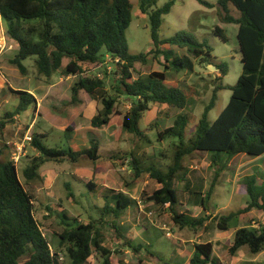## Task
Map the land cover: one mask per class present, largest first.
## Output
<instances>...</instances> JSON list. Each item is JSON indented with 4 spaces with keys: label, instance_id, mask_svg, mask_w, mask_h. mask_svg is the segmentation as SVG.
Masks as SVG:
<instances>
[{
    "label": "trees",
    "instance_id": "obj_1",
    "mask_svg": "<svg viewBox=\"0 0 264 264\" xmlns=\"http://www.w3.org/2000/svg\"><path fill=\"white\" fill-rule=\"evenodd\" d=\"M199 1L212 7L203 0ZM139 2L141 12L149 16L152 49L133 55L126 37L133 20L131 0H0V18L7 23L8 33L19 47L12 63L25 73L23 62L35 58L37 71L42 77L52 79L55 74L78 77V82L72 87L70 105L79 106V95L84 92L102 107L91 120L94 129L108 126L114 116L121 117L123 129L138 139L142 134L140 122L152 105H166L180 111L187 107L185 92L167 85L168 72H194L195 60L211 57L212 54L211 48L187 33L161 40L159 32L163 19L170 13L174 0L161 8H157L158 0ZM220 5L224 10L229 5L233 6L240 14L238 19L230 15L225 18L227 23L239 27L237 39L243 65L227 107L210 125L208 114L214 108V96L199 121L193 139L187 140L190 115L185 111L178 115L173 126L159 133L161 138L173 136L179 140L167 173L153 166L144 167V162L136 154H130L133 184L144 174L157 181L161 188L149 197V201L153 206H168L174 222L181 229H198L212 219L209 215L191 220L176 211L179 195L175 184L180 179L185 181V160L189 155H211L213 162H217L222 153L229 158L242 154L264 156V0H220ZM214 33L227 42L221 28H216ZM163 46L171 49L166 53L164 70L142 76L136 66H146L150 56H153V61H158L164 53ZM173 48L186 49L187 55H178ZM216 67L222 76L227 75L226 66ZM97 68L105 69L102 77L101 74L83 77ZM108 71H113L111 89L107 82L110 76ZM135 74L139 77L136 78ZM219 89L215 90V94ZM16 93L20 96V103L14 112H8L4 117L12 123L15 116L25 112L32 104L37 110L36 99L30 92ZM121 99L129 101L131 105L125 113L117 110ZM7 123L2 120L0 128L4 129ZM69 130L73 128L69 127ZM31 146L37 156L31 159L23 172L26 181L38 179L40 168L48 162H78L85 157L96 163L101 161L100 143L96 139L91 141V147L73 151L46 147L34 135ZM113 156L114 159L121 157L122 161H127L126 155ZM244 185L249 197L247 207L237 213L214 217L218 229L227 231L235 217L253 209L264 214V186L260 189L254 176L246 177ZM88 186L93 190L97 187L92 181ZM186 189L190 190L189 184ZM213 191L212 186L206 199L201 194L193 193V196L207 210ZM103 199L105 205L98 220L93 219L88 223L75 220L78 225L70 228V224L66 223L68 218L61 216L64 231L58 235L59 244L53 249L36 219L35 199L23 185L15 162L0 158V264H88L94 255L102 258V264H112L113 253L104 246L103 230L107 226L117 231L118 237L125 243L124 247L137 255L141 254L144 246H135L127 240L120 226V219L132 205V200L116 190H110ZM244 247L255 255L264 252V224L259 228L238 229L228 252L236 256ZM195 249L189 264H220L213 256L212 243L197 244ZM145 251L149 258L156 259L147 249ZM62 253H65L68 263L61 260ZM155 264H162V261L158 259Z\"/></svg>",
    "mask_w": 264,
    "mask_h": 264
},
{
    "label": "rangeland",
    "instance_id": "obj_2",
    "mask_svg": "<svg viewBox=\"0 0 264 264\" xmlns=\"http://www.w3.org/2000/svg\"><path fill=\"white\" fill-rule=\"evenodd\" d=\"M169 1L158 0L157 8ZM203 1L212 7L199 0H174L175 4L170 13L164 16L159 32L161 40L187 33L212 49L211 57L195 60L194 72H168L167 85L179 88L186 94L187 107L184 111L190 115L187 140L195 137L199 121L214 96L215 105L208 114L209 124L218 119L230 102L232 88L237 85L243 70L237 39L239 27L225 21L227 15L238 19L240 14L230 5L224 10L220 0ZM131 2L133 20L126 31V37L130 53L137 55L152 49L150 20L148 14L141 12L139 0ZM218 27L224 31L227 42H223L214 33ZM18 49V44L8 33L7 23L0 18V122H8L4 129L0 128V150H3L0 158L15 161L16 155L22 153L16 164L18 173L23 185L35 199L36 219L53 249L59 244L58 235L64 231L61 216L68 218L66 223L70 224V228L78 225L75 220L79 223L98 220L102 216L101 208L105 205L103 197L110 190H116L132 200V205L120 219V226L125 232L123 234L135 246L143 245L156 259L149 258L145 250L137 255L124 247L125 243L118 237L117 231L107 226L103 230L104 246L113 253L112 264H155L158 259L162 264H189L195 254V246L202 243L213 244V256L220 264H264V252L255 255L247 247L236 256L228 252L238 229L259 228L264 224L261 211L253 209L235 217L227 231L218 229L217 222L213 220L214 217L237 213L247 207L249 197L244 185L246 177L254 176L258 187L261 189L264 186V156L242 154L229 158L222 153L217 162H213L211 155H189L185 160V181L180 179L175 184L179 195L176 211L191 220L209 215L212 219L198 229H181L174 222L168 206L158 207L150 203L149 197L161 188L157 181L149 174H144L133 184L130 154H136L144 162V167L153 166L167 173L179 140L173 136L161 138L159 133L173 126L175 119L184 111L166 105H152L140 122L142 134L138 139L123 129L121 117L114 116L108 126L94 129L91 120L102 108L101 105L92 101L84 92L80 93L84 101L82 106L70 105L72 87L79 78L64 77L62 74H55L52 79L42 77L37 71L35 58L23 62L26 72L22 73L12 63ZM163 49L164 53L158 61H153V56H150L146 66H136L142 76L147 77L153 72L164 70L165 56L171 49L164 46ZM172 50L178 55H187L186 49ZM218 65L226 66V76H222L219 70L210 69V66ZM104 72L105 69L97 68L83 77L96 74L102 77ZM108 74L107 82L111 89L113 71H108ZM135 77L139 75L135 74ZM218 87L220 89L215 94ZM17 91L35 93L39 100L36 99V111L32 104L25 112L15 116L12 123L4 117L18 107L20 96ZM130 107L129 101L121 99L117 110L125 113ZM69 127L73 130L70 131ZM34 135L46 147L73 151L91 147V141L96 139L100 143L101 161L96 163L85 157L78 162H48L40 168L38 179L26 181L23 172L30 165L31 159L37 156L31 146L32 141L28 139ZM113 155H126L127 161H122L121 157H117L119 160L114 159ZM91 181L97 185L94 190L88 186ZM187 184L190 190L186 189ZM212 186L213 196L205 210L193 193L201 194L206 199ZM61 256L64 263L69 262L65 253ZM102 263V258L97 255L88 262Z\"/></svg>",
    "mask_w": 264,
    "mask_h": 264
},
{
    "label": "built area",
    "instance_id": "obj_3",
    "mask_svg": "<svg viewBox=\"0 0 264 264\" xmlns=\"http://www.w3.org/2000/svg\"><path fill=\"white\" fill-rule=\"evenodd\" d=\"M29 139V141H32V138H28ZM17 157H15V164H17V162H19L20 161V159H21V157H22V153L21 152H19L17 155H16Z\"/></svg>",
    "mask_w": 264,
    "mask_h": 264
},
{
    "label": "crops",
    "instance_id": "obj_4",
    "mask_svg": "<svg viewBox=\"0 0 264 264\" xmlns=\"http://www.w3.org/2000/svg\"><path fill=\"white\" fill-rule=\"evenodd\" d=\"M31 94L35 97V99H37V101L39 100V99L37 98V96H36L35 93H31ZM85 94H86V93H85ZM89 98H90V97H89ZM90 99H91V98H90ZM79 100H80V102H81V104H80L79 106H82L84 101H83V99L80 98V95H79ZM91 100H92V99H91ZM37 101H36V102H37ZM92 101H93V100H92ZM94 102H95V101H94ZM97 104H98V103H97ZM39 105H40V103H39ZM97 112H98V111H97Z\"/></svg>",
    "mask_w": 264,
    "mask_h": 264
},
{
    "label": "water",
    "instance_id": "obj_5",
    "mask_svg": "<svg viewBox=\"0 0 264 264\" xmlns=\"http://www.w3.org/2000/svg\"><path fill=\"white\" fill-rule=\"evenodd\" d=\"M211 70H218L215 66H210Z\"/></svg>",
    "mask_w": 264,
    "mask_h": 264
}]
</instances>
